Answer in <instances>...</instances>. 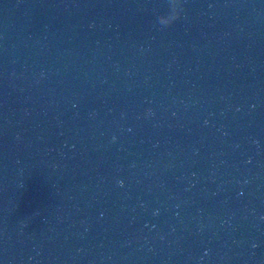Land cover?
I'll return each mask as SVG.
<instances>
[{
  "label": "water",
  "instance_id": "water-1",
  "mask_svg": "<svg viewBox=\"0 0 264 264\" xmlns=\"http://www.w3.org/2000/svg\"><path fill=\"white\" fill-rule=\"evenodd\" d=\"M0 264H264V0H0Z\"/></svg>",
  "mask_w": 264,
  "mask_h": 264
}]
</instances>
